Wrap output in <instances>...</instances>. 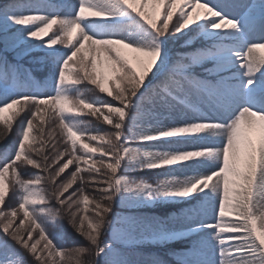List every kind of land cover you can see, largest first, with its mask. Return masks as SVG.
I'll return each instance as SVG.
<instances>
[{"label": "snow or ice", "instance_id": "6c2138e0", "mask_svg": "<svg viewBox=\"0 0 264 264\" xmlns=\"http://www.w3.org/2000/svg\"><path fill=\"white\" fill-rule=\"evenodd\" d=\"M0 43V264H264V0H0Z\"/></svg>", "mask_w": 264, "mask_h": 264}, {"label": "trees", "instance_id": "16d2710c", "mask_svg": "<svg viewBox=\"0 0 264 264\" xmlns=\"http://www.w3.org/2000/svg\"><path fill=\"white\" fill-rule=\"evenodd\" d=\"M72 2H74V0H72ZM51 35V33L49 34ZM182 42H177L174 46H172L173 48V54H175L176 52H181V51H191L192 49L191 48H184L181 46ZM201 46V43L199 41H197L193 47H200ZM59 47H63V46H59ZM126 52L128 50H125ZM34 56H39L41 55L40 52H34L33 53ZM0 56H6L8 60L12 61L13 60V53L11 50H5V46L3 43H0ZM32 59L31 56L29 57H25L23 60H20L19 63L23 64L25 67H28V68H32L33 69V75L38 79V80H43L44 77L46 76V72L43 70V69H38L36 65L34 64H31L29 63V61ZM15 62V61H14ZM81 88L84 87V85H81L80 86ZM88 87L90 88H93V86L89 85ZM85 96L86 98L88 99H102V100H111L110 97H107L106 95L104 94H99L98 91H96L94 88H93V91L91 92H86L85 93ZM114 104H118V102L116 101H112ZM87 111V110H86ZM5 115H7V113H5ZM99 115V114H97ZM85 116V119L86 120H91V121H94V123L98 124L100 127H101V131H113L111 129V126L110 125H107L105 123H103V120H102V117L101 119L98 121L96 119V117H93V116H90V115H84ZM46 124H47V117H46ZM34 125L38 127L39 125V119L37 118L35 121H34ZM47 127V125H46ZM0 131H2V126H0ZM36 133L34 132V135ZM47 137V135H46ZM16 139V129L14 128L13 129V132L11 135L8 136V138L6 140H2L0 141V153H3L4 149H6L10 144H12V142ZM48 139V138H47ZM46 140V138H45ZM133 146H139V147H149L151 149V145H147V144H137V145H133ZM51 142H49L47 144V150L45 151V154H49L51 153L52 149H51ZM35 159H38L40 160V156H34ZM51 163V159L49 160ZM43 162V161H42ZM71 169H73V166H70ZM75 169H73L74 171ZM157 169L155 170H150V171H144V172H152V171H156ZM39 170L37 169H33L31 168V166H24V167H21L20 169V172H21V175L23 176V178L25 179H28L30 178V175L31 173H34V172H38ZM41 175H44V176H47L48 173H44V172H40ZM88 175V174H87ZM66 176V173L62 174V177ZM87 178V177H86ZM79 181L77 182V185H78ZM77 185H74L73 187L77 186ZM45 187L47 188L48 185L45 184ZM86 191L88 192L89 195H93L94 194V191H93V186H86ZM16 205V200L13 198V199H8L6 204H5V209H8L10 207H13ZM159 208L158 207H155L153 206L152 209H150V212H156L158 213L159 212ZM169 210H174V208L172 206H169ZM67 224V221L65 220V225ZM49 232H52L53 229L51 226H49L48 228ZM68 231V234L70 236V239L68 240H65V241H61L60 243L63 244V246L65 248H70L73 246V244H83L85 243V241H83V239L77 235L71 228H68L67 229ZM173 245H179V244H173ZM171 245V247L173 246ZM164 249L165 248H160V247H157V246H152V245H144L143 248H142V252L146 255V253L148 254H151V255H160L164 258H168L165 253H164Z\"/></svg>", "mask_w": 264, "mask_h": 264}, {"label": "rangeland", "instance_id": "374dc122", "mask_svg": "<svg viewBox=\"0 0 264 264\" xmlns=\"http://www.w3.org/2000/svg\"><path fill=\"white\" fill-rule=\"evenodd\" d=\"M66 50V49H65ZM181 118H183V117H181ZM82 119H85V116H83L82 117ZM86 120V119H85ZM93 122V127L94 128H99L100 130H101V127L98 125V124H96V123H94V121H92ZM47 125V124H46ZM47 127H48V125H47ZM45 138H46V140H48V143L49 142H51V146H52V144L53 143H56L57 144V147L59 148V150H63V140H62V134H61V132H60V129L57 127L56 128V134H55V137H54V140H49V138H48V136L46 137V135H45ZM48 138V139H47ZM153 143H155V142H153ZM200 146V144H198V143H196V142H189V143H184V144H178V145H174V147H178V148H181V149H187V150H192V149H195V148H198ZM51 149H52V147H51ZM47 150V146L45 147V149H44V152ZM163 150V149H162ZM41 158V157H40ZM65 160L67 159V157H65L64 158ZM50 162V161H49ZM64 162V160H61L60 161V163H63ZM70 166H73V169H75V164H73V165H70ZM73 169H71L70 167H69V169H67L66 171H65V173H66V176H64V178H66L72 171H73ZM168 170L167 169H157L156 171H152V172H141V173H138V175H141V176H143V177H145V178H147V179H149V180H154L155 178H158V177H163L164 176V174L167 172ZM85 175V177H87V173H85L84 174ZM175 175H177V176H179V177H181V178H183L185 175H192V172L191 171H186V172H180V171H177L176 173H175ZM77 186H79V183H78V185ZM77 186H75V187H77ZM74 187V188H75ZM71 191V190H70ZM209 222H211V217H209ZM181 247V245L179 244V245H173L172 246V248H175V249H179ZM166 252H167V249H164V253H165V255H166ZM146 255H149L148 253H146ZM154 255V254H153Z\"/></svg>", "mask_w": 264, "mask_h": 264}]
</instances>
